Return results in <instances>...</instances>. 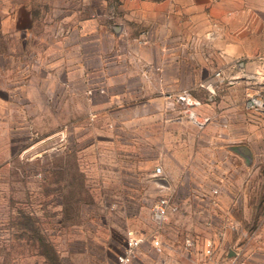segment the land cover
Instances as JSON below:
<instances>
[{
    "label": "rangeland",
    "instance_id": "374dc122",
    "mask_svg": "<svg viewBox=\"0 0 264 264\" xmlns=\"http://www.w3.org/2000/svg\"><path fill=\"white\" fill-rule=\"evenodd\" d=\"M241 2L245 13L210 19L238 18L244 53L221 63L209 31L179 91L134 88L92 109L90 94L62 89L53 42L61 24L120 21L108 11L125 0H0V264H115L130 231L145 239L133 264L264 263V0ZM183 92L197 104L178 102Z\"/></svg>",
    "mask_w": 264,
    "mask_h": 264
},
{
    "label": "crops",
    "instance_id": "0c3cea01",
    "mask_svg": "<svg viewBox=\"0 0 264 264\" xmlns=\"http://www.w3.org/2000/svg\"><path fill=\"white\" fill-rule=\"evenodd\" d=\"M245 8L241 0H125L124 5L114 9L110 6L108 11L120 17V21L115 18L111 23L99 17L91 27L80 24L68 28L61 24L53 44L55 53L61 56L62 89L70 96L90 94L92 109L120 104L118 94L129 97L134 88L145 93L152 85L179 91L181 63L201 57L199 41L205 34L208 36L207 32L215 34L208 44L212 50L209 55L221 63L245 52L244 26L235 28L239 26L236 18L229 28L230 20H226V13H245ZM210 15L227 22H217ZM70 34H74V40ZM139 40L145 42L140 44ZM122 56L129 62L139 61L141 70L122 68L118 64ZM90 60H97L98 67L87 65ZM198 73L191 69L192 85L201 81ZM98 93L106 96L103 102L93 100L91 94ZM144 102L145 107L149 106L148 101Z\"/></svg>",
    "mask_w": 264,
    "mask_h": 264
},
{
    "label": "built area",
    "instance_id": "2783aa9c",
    "mask_svg": "<svg viewBox=\"0 0 264 264\" xmlns=\"http://www.w3.org/2000/svg\"><path fill=\"white\" fill-rule=\"evenodd\" d=\"M177 100L178 102L185 103L186 105L189 106H194L197 104V102L191 101L190 97L186 94V92H183L182 94L177 96ZM254 105H257V103L255 102ZM191 117L194 120V122L199 123L197 122L195 115L191 114ZM154 175L157 177L163 175V172L160 167H157L154 170ZM160 178H164V177H160ZM161 188L164 187L161 186ZM169 209H170V204L168 199L165 197L160 198L152 207V213H151L152 220L156 223L163 222L167 217ZM144 243H145V239L143 236H138L132 231L128 232L124 250L121 254H119L116 257L115 264H133L136 258V250ZM150 245L155 251L157 252L161 251V246L157 239H151ZM205 252L207 254L211 253L210 243H207ZM250 264H255V263H250Z\"/></svg>",
    "mask_w": 264,
    "mask_h": 264
},
{
    "label": "water",
    "instance_id": "95a60500",
    "mask_svg": "<svg viewBox=\"0 0 264 264\" xmlns=\"http://www.w3.org/2000/svg\"><path fill=\"white\" fill-rule=\"evenodd\" d=\"M158 183H159V185L160 186H163V187H168V184H167V181H166V179L165 178H159L158 179Z\"/></svg>",
    "mask_w": 264,
    "mask_h": 264
}]
</instances>
